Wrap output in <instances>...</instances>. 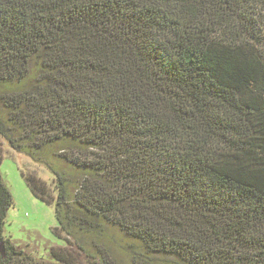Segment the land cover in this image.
I'll return each mask as SVG.
<instances>
[{"label":"trees","instance_id":"obj_1","mask_svg":"<svg viewBox=\"0 0 264 264\" xmlns=\"http://www.w3.org/2000/svg\"><path fill=\"white\" fill-rule=\"evenodd\" d=\"M0 140L65 242L0 171V264H264V0H0Z\"/></svg>","mask_w":264,"mask_h":264},{"label":"rangeland","instance_id":"obj_2","mask_svg":"<svg viewBox=\"0 0 264 264\" xmlns=\"http://www.w3.org/2000/svg\"><path fill=\"white\" fill-rule=\"evenodd\" d=\"M0 155V171L14 199V206L8 212L5 236L35 258L51 260L50 250L65 245L54 235L58 225L55 207L32 195L22 173H34L52 188L54 178L28 157L13 151L3 140H0Z\"/></svg>","mask_w":264,"mask_h":264},{"label":"water","instance_id":"obj_3","mask_svg":"<svg viewBox=\"0 0 264 264\" xmlns=\"http://www.w3.org/2000/svg\"><path fill=\"white\" fill-rule=\"evenodd\" d=\"M0 254L5 257V250H4V244H0Z\"/></svg>","mask_w":264,"mask_h":264}]
</instances>
